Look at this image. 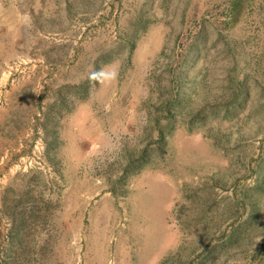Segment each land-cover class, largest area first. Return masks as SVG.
<instances>
[{"label": "rangeland", "instance_id": "374dc122", "mask_svg": "<svg viewBox=\"0 0 264 264\" xmlns=\"http://www.w3.org/2000/svg\"><path fill=\"white\" fill-rule=\"evenodd\" d=\"M0 264H264V0H0Z\"/></svg>", "mask_w": 264, "mask_h": 264}, {"label": "crops", "instance_id": "0c3cea01", "mask_svg": "<svg viewBox=\"0 0 264 264\" xmlns=\"http://www.w3.org/2000/svg\"><path fill=\"white\" fill-rule=\"evenodd\" d=\"M92 111H93V104H81V106L77 107V110L75 111V113L73 114L74 116H77L80 117L81 114L84 112V116L86 115H91L92 114ZM87 113V114H86ZM94 116L95 115V112H94ZM125 116V114H124ZM97 117V116H96ZM125 119V118H124ZM98 121V119H97ZM97 123V122H96ZM95 124V122H94ZM100 137H98L99 139ZM98 139H94L96 140L97 143H107V140H105V142L101 141V140H98Z\"/></svg>", "mask_w": 264, "mask_h": 264}]
</instances>
